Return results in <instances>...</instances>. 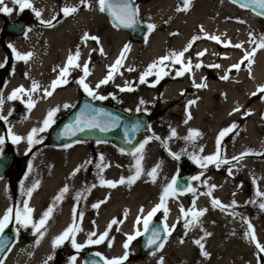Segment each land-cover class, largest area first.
Masks as SVG:
<instances>
[{"label":"bare ground","instance_id":"6f19581e","mask_svg":"<svg viewBox=\"0 0 264 264\" xmlns=\"http://www.w3.org/2000/svg\"><path fill=\"white\" fill-rule=\"evenodd\" d=\"M30 2L36 10L42 13L41 19L51 20L54 27L44 26L38 30L36 29L32 33L34 39L37 40L36 43L24 39L15 40L11 45L21 54H33L28 63L41 65L40 70H38L39 68L33 69L27 77L28 80L44 81L45 83L41 85V91L49 88L52 81L56 79V74L48 73V68L43 67L55 63L63 68L69 53H74L77 47L81 51L79 63L83 65L85 61L90 60L91 75L86 78L88 83L101 80L105 65H111L119 57L125 45L130 46V51L126 53L123 68H134L135 71H132V73L140 76L153 61L170 51L182 50L197 35L202 38L193 44L191 50L185 54L183 59L185 61L191 59L193 64L210 65L215 63L220 64L221 67L219 69L201 67L179 77L175 75L176 70L180 68L179 65L165 69L170 75L163 78L166 80L162 83L164 85L157 101L161 106H164L165 110L163 124L167 127L163 126L161 129H164L163 133H166L165 135L159 133V135L161 139L167 141V150L161 142V144L158 142L160 140H156L155 143H151L147 147L142 161L145 172L160 164L155 183L151 182V177L142 175L132 185L118 184L115 188L97 185L93 188V184L85 180L84 171L81 170L75 176H72L76 166H80L87 161L88 154L84 146L39 149L29 161L28 173L21 186V189H24L29 184V178L36 177L38 187L28 200L29 207L34 209L32 219L39 221L42 213L52 205L55 196L65 185L69 187V192L55 206L46 229H42L45 232L43 238L38 246L35 243L24 259V264H43L47 260L52 250L54 238L59 236L72 223L74 207L77 214L83 213L82 221L78 219L77 223L80 228H85L84 220L89 207L86 206L83 199L93 194L97 196V194L108 193L107 202L101 206L99 221L103 223L104 220L115 218L118 211L127 210L126 222L122 225V229L131 234L134 231L133 221L137 215H140V204L144 203L142 207L143 214L148 213L154 204L159 202L158 195L162 190L164 181L172 174L174 159L169 155V152L175 154L182 152L187 157L190 154L197 156L212 155L216 151L218 133L222 129L235 124L238 127L222 141V157L232 160L233 156H239L248 150L254 153H262L263 142L260 135H258L260 131L258 125L264 123V93H258L255 96L252 93L258 92V88L264 85V49L256 51L250 69L246 67L247 61H245V65L244 67L241 66L240 71L233 69L228 73V80L220 79L230 66L239 62L243 56L241 49L237 52L233 51L234 47H224L222 46L223 42L230 41L233 45L242 44L244 50L248 51L255 47L254 44L247 42V33H249L247 27L235 23L240 16L247 15L248 11L241 10V7L239 9V6L237 7L236 4L227 0H191L188 11H177L176 0H150L146 3H138L140 17L145 19L147 24H155L156 28L151 34H147V41L144 39L142 43L137 44L130 43L131 41L129 42V38L125 33L116 31L109 25L106 19L100 15L96 0H89L90 8H85L80 0H62L60 5L57 4L56 0H30ZM65 7H77L79 11L65 18L61 11ZM54 17L55 19H53ZM253 17L259 18L261 16L254 15ZM100 22H103L105 26L101 27ZM201 26L204 29L203 32L200 31ZM85 32L99 37L100 44L98 45L95 41L89 40L86 46L83 45L81 37ZM172 33H178V35H172ZM254 34L256 37L258 36L256 32ZM205 35H215L221 39L222 43L217 44L210 39H204ZM101 47L104 55L99 52ZM94 48L97 51L93 52L92 49ZM204 50H207L206 54L197 59L196 54ZM89 53H91V56H89ZM92 60H95V62H92ZM123 79L124 75L120 71V74L112 81L113 86L117 82H122ZM155 79V76L149 77L147 88L138 91L142 92L141 95H144L149 105L156 100L158 94L156 93L157 85L155 87L149 86ZM28 80L22 81L15 73L11 74L5 82V92L7 93L15 84H20L28 89L30 87ZM193 82L195 84L204 82L207 87L196 88L193 86ZM75 94V87H71L53 93L49 99L44 101L41 95L34 96L32 99L35 101V106L31 110L26 109L24 119L20 122H7L5 124L6 132L0 130V136L6 134L7 129L11 128L14 134L26 137L31 129L41 126V122L49 110L73 103ZM192 100L196 101L194 105L188 108L192 118L185 124L186 105ZM58 104L60 105L58 106ZM9 105V101L4 102L0 115L5 114V110H8ZM236 108H240L241 111H234ZM229 113L233 114L229 115ZM246 113H251V115H245ZM174 117L176 118L173 119ZM171 129L176 130L177 136L169 139ZM189 129L198 130L202 135L195 138L194 141H186L183 138L188 135ZM262 130L264 131V127ZM44 133H40L36 138L42 139ZM2 147L3 145L0 146V149ZM13 147L17 155H20L28 148V145L26 140H23L18 144H14ZM200 148H203V152L199 151ZM162 153L166 154V158L163 157L160 160ZM104 158L110 162V165L104 168L102 173L95 168L96 177L102 175L104 180L119 181L121 171L114 163L122 160ZM43 160L47 163H44ZM29 165L32 166L31 170H29ZM131 166L133 167L126 169L125 179L134 174L135 160ZM126 167L128 168V166ZM229 167L232 169L231 176L228 175ZM210 169H212L211 173L207 174V183L204 186L207 191L210 186H216L212 191L211 198L218 199L225 205H231L232 201L235 200L238 206L221 211L219 208L212 207L208 196L198 193L199 195L195 199L196 209H207V211L200 218V223L187 231V235L189 234V237L193 239V243L195 240L200 239L201 243L205 245V251H211V264H247L246 256L247 254L252 256V254L248 250L247 238L244 235L247 231V225L243 223L242 218H247L251 222L256 239H264V210L258 207V204L264 201L256 196L258 188L260 191H264V158H243L239 164L235 161L231 165L221 164L219 167L214 164ZM254 178L255 184L253 183ZM246 183H249L252 188L251 200L247 197ZM107 188L109 192H107ZM85 189H91V191L88 192ZM148 190H153L157 195L154 196L152 201L145 200L144 193ZM77 193H83L79 202L75 199ZM7 199L5 183L0 181V217H3L6 209L10 207V202ZM249 201H256V203H249ZM252 205L253 209L250 208ZM19 207H22V205L20 204ZM169 208L171 210L166 222L171 227L173 221L180 215V211L171 204H169ZM233 212L238 213V215L234 217L229 214ZM139 227L141 228L142 225ZM205 232L211 233V236L201 239L204 237ZM79 240H81V235L76 234V241ZM69 244H71V241H69ZM194 247L198 246L195 243L182 244L181 250L186 254L182 252L183 254L181 253L180 257L175 259V264H185L186 261L189 264H194L196 259H191V251ZM113 248L115 252L119 249V246L117 245L116 249L115 246ZM13 250L11 249L5 264H13L10 257ZM154 252L155 255L151 253L136 264H155L167 253L165 247L162 251Z\"/></svg>","mask_w":264,"mask_h":264},{"label":"snow or ice","instance_id":"6c2138e0","mask_svg":"<svg viewBox=\"0 0 264 264\" xmlns=\"http://www.w3.org/2000/svg\"><path fill=\"white\" fill-rule=\"evenodd\" d=\"M81 4L85 8H90L89 0H80ZM183 2V7H178L177 11H188L191 0H182ZM235 3L236 0H233ZM13 4L18 5L19 10L22 12L24 11L25 8L31 9L35 15V17L39 20L40 24L44 25L45 27H54L53 23L51 20L45 21L41 19L42 13L39 10H36L33 6V4L30 2V0H12ZM248 3L252 4L256 9H259L260 11L256 12V15L258 16H264V0H248ZM98 4V10L101 13H104L106 10L110 13V15L113 17L115 23L113 24V27H123V28H133L137 26V17L139 15V9L138 7H134L133 3L130 2V0H97ZM242 7H247V4L242 3ZM0 11H2L5 14H11L13 9L7 7L5 5V0H0ZM64 17L66 18L69 15L75 14L76 12L79 11L77 7H65L61 9ZM55 19V17L53 18ZM242 22V21H241ZM147 30L148 33L151 34L155 28L156 25L149 23L147 24ZM27 31H31V29H27ZM201 32L204 31L203 27L201 26L200 29ZM172 35H178V33H172ZM202 37L197 35L194 36L191 41L187 43V45L180 51H170L168 54L159 57L155 61H153L147 69L139 76V83L140 84H146L148 83V78L151 76H155L156 79L153 83L149 84L150 87H155L157 84H159L160 80L163 79L164 77L170 75L168 71L165 69L171 68L174 65H179L180 68L176 70L175 75L177 77L183 76L185 73H191L193 69H200L201 67H210V68H217L219 69L221 67L220 64H210V65H203L202 63H192L191 59H188L185 61L183 58L185 57V54L189 52L193 46V44L201 39ZM204 39H210L217 44H221L222 41L219 37L215 35H205L203 37ZM92 40L95 41L96 44H100L99 37L90 35L89 33L85 32L83 36L81 37V43L83 45H87V41ZM145 41H147V36L145 37ZM249 43H252L255 45V47L251 50H244L242 44H231L230 41L223 42L222 46L224 47H234L237 49H241L243 51V56L240 59L239 62L233 64L230 66V68L225 72V74L220 77L222 80H228L229 75L228 73L231 72L233 69L236 71L241 70V66L245 64V61H247L246 67L248 69L251 68V65L253 63V57L256 54V51L260 49H264V35H261L259 39L257 40V37L249 33ZM8 47L12 50L13 55L17 61H23L24 63H28V61L32 58L33 54L32 53H26V54H21L16 51V49L12 45H8ZM93 52L97 51V49H92ZM130 51V46L125 45V47L121 50V53L119 57L114 61L112 65H109L107 68V74L104 79L99 81L95 89L91 88L87 83H85L86 78L91 75V71L89 70V61H85L83 65L79 63V58L81 56V51L80 48L77 47L75 52H70L66 61L65 65L63 68H60L58 70V76L55 80L52 81L50 84L49 88L43 89V94L42 98H48L53 95L55 90L58 87H63L66 86L68 83L67 77L71 75L72 69H77L79 68L83 72V76L76 81L77 84L83 89V91L92 99L95 100H100L103 101L107 99L108 97L103 96V95H98L97 91L102 85L108 84L110 81L114 79V76L116 74H120V68L123 67V62L126 59V53ZM99 52L101 55H104L103 48L101 47L99 49ZM207 50L198 52L196 54L197 59L200 57H203L206 54ZM89 56H91V53H89ZM227 59L228 57H223ZM7 62V58H5L4 62H0V68L5 67ZM127 71H135L134 68H128L126 69ZM53 71H57L56 68L53 69ZM27 77V73L25 74ZM193 86L196 88H206L207 84L202 82L200 84H195L193 82ZM42 86L36 82L33 81L31 84L30 89L26 90L23 86L14 89L10 95L7 96L8 101L16 100V99H21L22 96H27L28 100L26 103V107L31 110L35 106V101L32 99V93L39 92L41 90ZM135 89L131 86L129 82H125L124 87H120L119 91L121 92H131L134 91ZM258 93H264V85L260 86L258 88V92L252 93L253 96L257 95ZM183 95V93H181ZM112 99H116L115 96H112ZM5 102V98L3 97V93L0 92V109H2V106ZM23 103L24 101L21 100ZM145 101L141 99L140 104L143 105ZM196 103L195 100L189 101L188 104L186 105L185 109V120L184 123L187 124L188 121L192 118L191 113L188 111V108L191 107ZM65 108L71 107V105H64ZM87 107V106H86ZM139 110V109H138ZM59 111V108L51 109L48 111L46 117L43 119L41 122V126L38 128H33L31 131L27 134L26 137H21L19 135H16L12 132L11 128L7 129V134L8 137L11 139L13 144H18L23 140H26L27 145H28V152L32 150V147L36 144L42 143L41 139H37L36 137L39 136L40 133H43L47 131L51 125L55 122L54 117ZM234 111L238 112L241 111L240 108L234 109ZM233 113H229V115H232ZM9 116L11 115V112L8 114ZM245 115H251V113H246ZM100 116H107V120L104 122H101L98 117ZM90 117V118H89ZM7 117L4 115H0V121H4L5 123L7 122ZM113 126H118V120L115 117L108 116L107 113H104L102 110H97V109H91L90 112L86 115L85 113H81L79 116L76 117V121L74 126L69 125L65 128V135L74 127L75 129H78L79 131H85L86 129H91V128H98L101 132H106L111 130ZM238 127L237 125L233 124L227 128L222 129L218 133V137L216 140V151L212 155L208 156H197L190 154L189 159L192 160L193 163H195L198 167L201 168H207L210 164H215L217 167H219L221 164H229L231 165L232 161H235L237 164L241 162V160L249 155H264V153H254L251 150L245 151L241 153L239 156H233L232 160H228L222 157V150H221V144L223 139L229 135L230 133L233 132V130ZM139 125L133 126L130 131L132 133H135L138 131ZM150 130V128H149ZM129 130L126 129L125 131V138L127 140V143L131 144L132 139L128 135ZM171 135L169 139L175 138L177 136L176 130L171 129L170 130ZM72 135H75V131H72ZM202 134L198 130L194 129H189L188 135L184 137L186 141H194L195 138L200 137ZM151 139L155 140H161L159 136L153 135L151 138H146L142 143L139 144L138 147H135L131 152L128 154L131 155L135 159V172L133 175L129 176L127 179L124 177H121L119 181H107L104 180L102 175L100 176V182L99 186L101 187H108V188H115L119 185L123 184H128L132 185L134 184L138 179L141 178L142 175H147L148 177H151V182L155 183L157 175H158V169L160 168V164H157L155 167H153L150 171H146L143 168L142 161L144 160V150L145 146L150 142ZM80 141H77L79 143ZM162 145L165 147L167 150V141H161ZM5 143V138L4 136H0V146H2ZM98 143H106V141H99ZM66 148L72 147L71 144L65 145ZM2 150V149H0ZM123 151V150H121ZM200 152H203V148L199 149ZM27 155V152L25 153ZM169 155L172 157V159L179 161L181 159V156L179 154H175L172 152H169ZM100 163L96 164V168L100 170L102 173L104 168L108 167L109 165H106L104 163V156L101 154L100 157ZM86 163H91V161H86ZM31 165H29V170H31ZM83 167L81 165L78 167L73 173L72 176H75ZM232 174V169L229 167L228 169V175L231 176ZM193 181H198L200 180V176H194L191 178ZM206 185V181L204 182ZM253 183L255 184V178L253 179ZM97 185H93L92 187H96ZM38 187V182L34 183L32 187L27 188L23 190V194L26 195L27 197L31 198L33 191L36 190ZM215 185H212L209 187V191L201 193V195H206L208 197H212V191L215 189ZM85 191L90 192L91 189H85ZM187 191L193 193L195 196V189L191 187V184L188 185ZM69 192V187L65 185L59 193L55 196L52 205H50L41 215V218L39 221H32V213L34 212V209L29 207V202L28 200H24L22 204V208H16L15 210L12 207H9L6 209L5 214L3 217H0V236L3 235L5 228L13 221L17 225L23 228H28L31 227L34 229L33 235L36 236L39 234L38 239L36 240V245H39L40 240L43 238L45 232L42 231V229H46L48 221L52 218V214L54 211L55 206L62 201L63 197ZM183 190L178 188V182L176 176H173L171 181L167 183L163 189H162V194L159 197L160 202L155 205L151 211L148 212L147 216L143 215V208L140 209V215L137 216L135 220V226H134V232L131 235L125 234L126 239L125 242L123 243L122 247L124 249V253L121 257H116L112 259H107L104 256H102L100 253H95L94 255L99 257L100 261H103V264H125V261L129 259V246L130 244L139 238L140 236H144L145 234H149L147 238V247L148 248H153L155 247L156 251H161L163 250L165 244L167 243V239L169 236H171L172 232L174 231L176 225H172L171 227L167 224V216L169 214V209L167 207V201L170 198H175L177 195H182ZM83 193H77L75 196V199L77 202L81 200ZM235 195V193H233ZM256 196L261 198L262 201H264V191H260L259 188L256 191ZM107 198L104 201L98 202L96 204H93L92 207L94 209H99L100 205L102 203H106ZM249 203L255 204L256 201H249ZM211 205L213 208H219L221 211H225L227 208H235L238 205L236 204V201L233 200L231 205H225L223 204L220 200L211 198ZM258 207L261 210H264V202H260L258 204ZM163 212L164 214V221L162 222L161 227H152L150 228V225L152 224L153 218L157 215L159 212ZM207 209H202L198 210L195 208V200H193V206L192 208L185 210L183 206L180 207V214H181V219L184 220L183 227L186 230H190L193 227H196L200 223V218L203 217L206 213ZM230 215H238V213H229ZM124 216L126 218L127 216V210H125ZM83 219V213L77 214V210L74 207L73 208V214H72V223L57 237L54 238L53 243H52V248L53 251L59 246H61L66 240L71 241L72 247L79 252L83 247L89 246V245H100L103 244L106 240H108V247H112V239L109 238V233L112 231V228L114 225H119L122 223V221L117 220L116 218H113L109 224L107 225L106 229L102 233H97V231H91L90 233L87 234V241L84 245L78 244L76 242V233L82 231V228L79 227L77 220ZM243 223L247 225V231L244 233L246 238H249L251 242H253L256 246V248L261 252L264 253V246H262L256 239V236L254 234V228L251 224V222L247 218H242ZM94 223V222H93ZM179 223V221H177ZM142 225L143 230L139 227ZM203 231V229H201ZM117 231H119V227H117ZM208 236H211V233L205 232L204 237L201 239H204ZM95 237V239H93ZM163 237V238H162ZM184 241H181L183 243ZM194 243L200 248L201 250V255L204 256L205 258L209 257V253L205 251V245L201 243L200 239H197L194 241ZM8 247L7 244L0 242V252H3L6 248ZM155 255V252L152 253ZM49 260L53 259L52 256L48 257ZM76 257L73 256L70 258V264H75ZM0 264H3V258L0 257ZM47 264V261L45 262ZM88 264H98V261L95 259L89 260ZM158 264H163V258L161 257L160 260L158 261Z\"/></svg>","mask_w":264,"mask_h":264},{"label":"rangeland","instance_id":"374dc122","mask_svg":"<svg viewBox=\"0 0 264 264\" xmlns=\"http://www.w3.org/2000/svg\"><path fill=\"white\" fill-rule=\"evenodd\" d=\"M135 4L138 6V3H146L150 0H134ZM228 2H230L229 0H227ZM57 4H61L62 0H56ZM177 2V6L178 7H183L180 4L179 0H176ZM96 5L98 8V4H97V0H96ZM238 7V6H237ZM239 9H241L240 7H238ZM243 10V9H241ZM99 11V10H98ZM244 11H248V14L245 16H240L238 18V20L235 22L236 24H241L243 27H247V29L249 30V33L254 34L255 32L257 33V38L260 37L261 35H264V18L259 17L258 15L252 13L249 10H245ZM27 12H31L32 14L33 11L31 9L25 8L23 13L26 14ZM100 15L106 19V21L109 23V25L113 28V26L110 24V22L108 21L107 17L104 15V13H101L99 11ZM250 14V15H249ZM257 16L259 18H254L253 16ZM61 16V15H60ZM141 20L143 22H145V19L141 18ZM141 21V22H142ZM242 21V22H241ZM35 24L40 25V28H43L44 25L40 24V22L38 23L37 21L34 22ZM101 23V22H100ZM146 23V22H145ZM147 25V23L145 24ZM249 27H248V26ZM101 27L105 26V24L102 22L100 24ZM39 28V29H40ZM116 31L119 32H123L120 31L118 29H115ZM127 35L126 32H123ZM249 33H247V42H249ZM255 35V34H254ZM31 38V37H29ZM31 40V39H30ZM33 43H36V39H34V37H32ZM130 42V40H129ZM213 42V41H212ZM130 43H137L140 44L141 42H130ZM9 45V44H8ZM222 49V48H219ZM233 51H238L239 49L235 48L232 49ZM7 56H13V52L12 50L8 47L5 49ZM121 53V52H120ZM15 58V57H14ZM15 62H18L16 59L14 60ZM115 61V60H114ZM114 61L112 62V64L114 63ZM92 62H95V60H92ZM111 64V65H112ZM52 64L49 66H45L44 68H56L58 70V66ZM90 65V64H89ZM245 65V64H244ZM244 65H242V67H244ZM30 64H28L24 70V74H23V80H28V76L30 75V73L33 71V69H36L35 67L33 69H31ZM108 64L105 65L104 70H103V77L101 78L104 79L106 74H107V68H108ZM38 70L41 69V65H38ZM123 68V67H122ZM120 68L119 71H121L124 75V79L122 82L120 83H116L112 84V81L115 80V77L118 75L116 74L114 76V79L112 81H110L108 84L106 85H102L101 88H99L97 91L98 95H103L108 97L107 99L104 100V104L105 105H112L113 107H117L123 111H126L128 113H145L150 117L151 123L150 126L147 129V133L144 136V140L146 138H151L153 137V135L155 136H159L160 134H164V129L163 126H165L163 124V115L165 113L164 110V106H161L159 101H157V99H159V94L160 91L163 87L162 83H164V80L166 79H161L159 84H157V91L156 93H158L156 95V100L152 103V104H148V102H146V99L144 97V95L142 96V92H138L140 91V89H146L147 88V83L146 84H140L139 83V75L133 74L132 71H127L125 68ZM130 68V67H129ZM17 70V69H16ZM90 70V67H89ZM18 71V70H17ZM71 71V75H69L67 77L68 82H71L72 86L77 88V91L80 95H86V93L83 91V89L79 86V84L76 83L77 80H79L82 76H83V72L77 68V69H72ZM27 73V77L25 76V74ZM98 80L97 82H93V83H88L85 80V83H87L91 88L95 89L96 84L101 81ZM29 82H33L35 80H28ZM125 82H129L131 84V86L135 89L134 91L131 92H121L119 91L120 87H124L125 86ZM161 83V84H160ZM22 85L20 84H15L10 90L9 93L12 92L14 89L21 87ZM102 89V90H101ZM7 94V93H6ZM110 94H114L116 99H112V97H110ZM7 96V95H6ZM88 96V95H87ZM89 97V96H88ZM90 98V97H89ZM92 99V98H91ZM141 99L143 101H145V103L143 105L140 104ZM77 99L74 100L73 103L71 104H66V105H71V107L65 108L64 105L59 107V111H57L55 117H54V123L52 125H54L55 123H57L61 118H63L65 115H67L72 109L73 107L76 105L77 103ZM94 101H98V102H102L100 100H95ZM3 108V107H2ZM139 109V110H138ZM1 111V109H0ZM5 114H2L4 116H6L7 122H9V112L10 109L8 108V110H5ZM176 117H174L173 119H175ZM4 121H0V130H4L6 132V126L5 124H3ZM167 127V126H165ZM260 131L258 133V135H260V138L262 139L263 142V147H262V153H264V131L262 130V128L264 127V123L261 125H258ZM150 128V130H149ZM49 130V129H48ZM47 131H45L44 133V137L47 134ZM2 132V131H1ZM5 141L7 142V148L13 147L14 144L12 143L11 139L8 137V134H3ZM42 138L41 140L43 141ZM161 141H165L163 138L158 141L159 143ZM156 140L155 139H151L150 142L145 146V150L146 151L147 147L151 145V143H155ZM162 143V142H161ZM160 143V144H161ZM75 146H84L85 147V151L87 152L88 156H87V161H91V163H83L81 165H83V167L81 168L82 171H84V175H85V180L87 182L92 183L93 185H99L100 182V177H96V173H95V168H96V164L100 163V155L102 154L104 157H108V158H116V159H121V162H116L114 163L115 165L118 166V170L121 171L119 178L124 177L126 178V169H130L133 166L132 163L134 162V158L129 155V154H124L121 153L118 148L111 144V143H98V142H81V143H76L74 145H72V147ZM71 148V147H69ZM177 154H179L181 156V159L179 161L173 160V171L172 174H170L169 177L166 178V181H164V184L162 186L163 187L169 183L172 179L173 176L180 177L183 175H186L190 178L194 177V176H200V180L198 181H193L191 180V187L195 189V196L193 195V193L191 192H187L185 194H183L182 196L177 195L174 199L170 198L167 201V207L169 209V214H170V210L171 208H169V204H171V206L177 208L178 211H180V207L183 206L185 210H188L190 208H192L193 206V200H195L197 198V196L203 192H207V190H205V181L207 180V174L211 173L210 169L211 167L214 166V164H210L207 168H201L198 167L195 163L192 162L191 159H189V157H187L185 154H183L182 152H178ZM20 155H16V158L19 157ZM166 158V154L162 153V156H160V160L161 158ZM244 158H264V155H257V156H246ZM44 161V160H43ZM233 162V161H232ZM44 163H47V161H44ZM104 163L106 165H110L109 161H104ZM80 165V166H81ZM114 165V167H115ZM80 166H76V169ZM128 166V168L126 167ZM28 167V166H27ZM109 167V166H108ZM107 168V167H106ZM28 169H26L24 176L22 177L21 181L19 182L18 186L16 187L15 191L10 193L9 191L7 192V196H8V202H10V207H12L14 210L16 208H22L19 207V205L23 204L24 200H29V197H27L26 195L23 194V190L32 187V185L34 183H36V177L33 176V178H29V184L24 188L21 189L22 184L24 182V179L27 176V171ZM80 170V171H81ZM246 188H247V197L249 200H251L252 198V188L250 186L249 183H246ZM107 192L108 188L106 189ZM209 191V190H208ZM149 192V193H147ZM146 193H144V196H146L145 200L148 201H152L154 196L156 193L153 192V190H148ZM34 193V191H33ZM32 193V194H33ZM199 193V194H198ZM162 194V190L160 191L158 198L160 197V195ZM179 196V197H178ZM108 199V193H102V194H97V196H95L94 194L92 196H89L88 198L83 199L84 202L86 203V206L89 207L88 210V214L85 217L84 220V224H85V228L82 229V231L76 233L78 235H81V240L76 241L78 244L84 245L87 241V234L90 233L91 231H97V233H102L105 231L107 225L109 224V222L112 220L107 219L104 220V222H100V217H101V206H103L105 203H102L99 207V209H94L92 207L93 204H96L98 202L104 201L105 199ZM209 200L211 201V198L208 197ZM160 202V200H159ZM159 202L155 203V205H157ZM144 206V203L140 204L139 210ZM153 206V207H154ZM196 208V206H195ZM251 209H253V205L250 206ZM151 211V210H150ZM226 211V210H225ZM98 212V213H97ZM104 213V212H103ZM125 210H120L116 213L115 218L119 221H122V223H120L119 225H114L112 228V231L109 233V238L112 239V247L109 248L108 247V240H106L103 244L100 245H89L86 247H83L79 252H77L71 244H69L70 240H66L61 246L57 247L55 249V251L52 250L49 253V256H52L53 259L49 260L47 258V260H45V262L47 261V264H70V258L75 256L76 257V261L75 264H82V257L85 253L88 252H97L100 253L102 256H104L107 259H112V258H116V257H121L124 253V249L122 247L123 243L125 242L126 239V235H131L133 234V232L130 234L129 232H126L124 229H122V225L126 222L125 221V216H124ZM148 213L143 214L144 216H147ZM168 214V215H169ZM138 216V215H137ZM137 216L135 217L134 221H133V229L135 226V220L137 218ZM164 214L163 212H159L157 213V215L153 218L154 219H163ZM32 221L35 222L34 219H32ZM177 221H179V223H177ZM94 222V223H93ZM13 224L15 229L17 230V243L15 244V246L13 247V254H11V260L13 264H24V259L26 258V256L30 253V251L32 250V248L34 247L37 237L39 234H37L36 236H34L32 233L34 231V229H32L31 227L28 228H23L20 227L19 225H17L13 219V221L10 223ZM184 224V220L181 219V214L177 216L176 220L173 221L172 225H176L174 231L172 232L171 236L168 237L167 239V243L165 244V250L167 251V253L165 255H163V264L166 262L167 264H175V259H177V257H180L181 253L183 252V250H181V245L185 244V243H189V244H194L193 243V239H191L189 237V234H186V230L183 227ZM171 225V226H172ZM117 227H119V231H117ZM141 230H143V228L141 227ZM188 231V230H187ZM93 239H95V237H93ZM181 241H184L183 243H181ZM248 247H249V252L252 254L249 255L247 254L246 256V263L247 264H264V253H261L255 246V244L253 242H251V240L249 238L246 239ZM257 241L264 246V239L263 240H258ZM141 242V236L139 238H137L136 240H134L130 246H129V259L127 261H125V264H136L140 261H142L143 259H141V257L138 254V248H139V244ZM119 246L118 250H114V246L116 249V246ZM185 249V248H184ZM162 251V250H161ZM10 253V252H9ZM184 253V252H183ZM182 253V254H183ZM209 253V257L205 258L204 256L201 255V250L199 249V247H194L191 251V259H196V262L194 264H211V260L210 257L212 256L211 251L208 252ZM186 254V253H184ZM10 254H8L3 262V264H5L8 256ZM218 257V256H216ZM45 262L43 264H45ZM155 264H158V262H156ZM185 264H189L188 261H186Z\"/></svg>","mask_w":264,"mask_h":264},{"label":"water","instance_id":"95a60500","mask_svg":"<svg viewBox=\"0 0 264 264\" xmlns=\"http://www.w3.org/2000/svg\"><path fill=\"white\" fill-rule=\"evenodd\" d=\"M180 4L183 6L182 0H179ZM232 3L233 0H230ZM133 3L134 7H138L135 4L134 0H130ZM247 4V7H242L241 4ZM237 6L241 7L242 9L250 10L254 14L259 9H256L252 4L248 3V0H236L234 3ZM104 15L107 17L108 21L113 25L115 23L113 17L110 13L106 10ZM264 18V16H261ZM116 29L126 32L128 38L132 42H141L145 39L148 34V30L146 25L141 22L140 14L137 17V26L133 28H123L120 26L115 27ZM87 106V107H86ZM91 109L102 110L104 113H107L108 116L115 117L118 120V126H113L111 130L106 132H101L98 128H91L86 129L85 131H79L74 127L65 135V128L69 125L75 124L76 117L79 116L81 113H85L86 115L90 112ZM90 118V117H89ZM107 116H100L98 119L101 122L107 120ZM151 120L149 116L145 113H128L123 111L119 108L104 105L102 103L96 102L87 96H80L76 106L67 114L65 115L58 123L51 126L48 133L47 138L44 142L45 146L47 147H54V148H64L65 145H74L77 141L81 142H99V141H106V143H111L115 145L121 153L128 154L131 152L135 147H138L140 143L144 141V133L145 130L150 126ZM139 125L138 131L132 133L130 129L133 126ZM129 130L128 135L132 139V143H127L125 138V131ZM72 131H75V135H72ZM123 150V151H121ZM12 162V155L10 153H2L0 156V179H3L6 176V172L9 168V165ZM24 166V163L23 165ZM178 188L183 190V193L187 192V187L190 184V179L187 176H181L177 178ZM162 222L160 219L155 220L150 225L152 227H161ZM149 234H145L141 238V242L138 248V254L141 259L146 258L151 253L156 251L155 247L148 248L147 245V238ZM163 238V237H162ZM0 242H3L8 245V247L3 251L0 252V257L3 258V262L13 248V246L17 242V233L13 226L9 225L5 228L4 233L0 236ZM97 252H88L85 253L82 257V264H88L89 260L95 259L98 261V264H103V261H100L99 257L95 256L94 254Z\"/></svg>","mask_w":264,"mask_h":264},{"label":"flooded vegetation","instance_id":"af4514ba","mask_svg":"<svg viewBox=\"0 0 264 264\" xmlns=\"http://www.w3.org/2000/svg\"><path fill=\"white\" fill-rule=\"evenodd\" d=\"M5 5L11 9H13L11 14H5L2 11H0V54H1L0 62H4L5 58H7V62H6L5 67L0 68V92L3 93V97L5 98V101H8L6 98L8 95L11 94V92L9 93V91H8L7 94L5 92V82H6L7 78L11 74L15 73L16 76L20 80L23 81L22 76L24 74V70H25L26 66L28 64H30V65H32L31 69H33L34 67L38 68L39 64L38 63H24L23 61L15 62L14 61L15 58L13 56H7L5 49L8 48V44L11 45L12 43H14L15 40L27 39L29 42L33 43V40H32L33 34L32 33L36 29L38 30L41 26L34 23L35 21H37L39 23V20L35 17L34 14H32L31 12H27L26 14H24L23 11L21 12L19 10L18 5L12 3V0H5ZM29 28L31 29V31H27V29H29ZM113 29L115 30V27H113ZM29 37H31V38H29ZM59 69H60V67L58 68V70ZM58 70L53 71V68L51 67V68L47 69V72L56 74V78H57ZM35 81L38 82L40 85L45 83L44 81H41V80L40 81L35 80ZM27 82H28V85L31 87L32 83L29 81H27ZM30 87H28V89H30ZM71 87H73L71 82H68L66 86L58 87L54 93L63 91L65 89L71 88ZM25 89L28 90L27 88H25ZM75 89H76L75 99L78 98V100H79V97L82 95H80L78 93L76 87H75ZM42 94H43V91L40 90L39 92L32 93L31 95L33 98L34 96H38V95L42 96ZM83 96H87V94L83 95ZM109 96L112 97L115 95L110 94ZM49 98L50 97L42 98V100L44 101L45 99H49ZM21 100H23L24 102L22 103ZM27 100H28L27 96H22L21 99L9 101L10 105L8 106V108L11 111V115L9 116L10 118L8 121L20 122L24 119L25 112L27 109V107H26ZM99 103L104 104V100L102 102H99ZM59 105L60 104H58V106ZM3 106H4V104H3ZM109 106H112V105H109ZM59 107H61V106H59ZM3 124H5V122H3ZM43 137H44V135H43ZM44 138L46 139V136ZM45 139H43L42 143L34 145L30 152L27 151L28 150V148H27L17 158H16L17 153L15 151V148L14 147L7 148V142L5 141V143L3 144V147L1 148L2 150H0V155L2 152L10 153L12 155V162L9 165V168L6 172V176L3 179H0V181H3L5 183L6 193L8 191L10 193L15 191L16 187L18 186L19 182L21 181L22 177L25 174V171L27 169V166L29 164L31 157L39 149L46 148V146L44 144ZM26 152H27V155L25 154ZM23 163H24V166H22Z\"/></svg>","mask_w":264,"mask_h":264}]
</instances>
